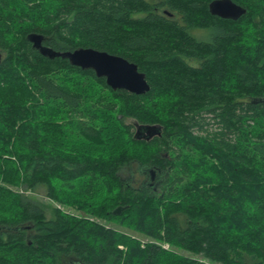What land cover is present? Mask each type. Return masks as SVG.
<instances>
[{"label":"trees","instance_id":"trees-1","mask_svg":"<svg viewBox=\"0 0 264 264\" xmlns=\"http://www.w3.org/2000/svg\"><path fill=\"white\" fill-rule=\"evenodd\" d=\"M211 1L0 0V264H264V0H232L237 18ZM31 33L122 56L150 88Z\"/></svg>","mask_w":264,"mask_h":264},{"label":"water","instance_id":"water-1","mask_svg":"<svg viewBox=\"0 0 264 264\" xmlns=\"http://www.w3.org/2000/svg\"><path fill=\"white\" fill-rule=\"evenodd\" d=\"M209 10L212 14L222 18H237L246 11L244 7L232 0H212L209 3ZM28 38L42 55L49 58L61 57L83 70L91 69L97 77H104L106 84L114 90L124 89L135 94H145L150 88L145 74L138 70L135 63L122 56L92 47L55 51L42 45L43 37L40 34L31 33ZM143 127L144 130H150L153 135L159 134L156 125H143ZM141 138L145 137L141 136ZM150 171L154 172V169L150 168Z\"/></svg>","mask_w":264,"mask_h":264},{"label":"rangeland","instance_id":"rangeland-1","mask_svg":"<svg viewBox=\"0 0 264 264\" xmlns=\"http://www.w3.org/2000/svg\"><path fill=\"white\" fill-rule=\"evenodd\" d=\"M193 34H198V32L196 31V30H193V31H191ZM126 122H128V123H134V129H135V135H137V136H144L146 139H149V138H151V137H153L154 135H153V133L149 130V131H147V130H144L143 128V125H140V124H136V122L134 121V120H132V119H127L126 120ZM149 134H152V135H149ZM133 169L131 170V171H133L131 174L133 175V178H135L136 179V182L134 183L133 182V184H134V186L136 187V186H138L139 185V183H141V180H142V178L141 177H139V175H138V173H136L135 172V169L134 168H136V165L134 166V167H132ZM122 177L123 178H125V179H128L131 175H129L126 171H124L122 174ZM27 196H29L30 198H32V199H36V200H38V201H40V202H43L44 204H45V206H46V209H47V211L49 212V209L51 208V207H53V206H58V207H61V208H63L64 210H66V211H69V212H76V211H74L73 209H71V208H67V207H64V206H61V205H59V204H57V203H55L54 201H52V200H49V199H47L45 196H44V192H43V190H41V189H38V190H36V191H25L24 192ZM115 228H117V229H119V230H122V231H125V232H127V233H129V234H131V235H133L134 237H138V238H140L142 241H146V240H148L147 238H145V237H143V236H140L139 234H136V233H134V232H131V231H129V230H126V229H124V228H122V227H118V226H115V225H113ZM162 246L163 247H168V245L167 244H162ZM174 249V248H173ZM174 250H176L177 252H180V253H185L184 251H182V250H180V249H178V248H175Z\"/></svg>","mask_w":264,"mask_h":264},{"label":"flooded vegetation","instance_id":"flooded-vegetation-1","mask_svg":"<svg viewBox=\"0 0 264 264\" xmlns=\"http://www.w3.org/2000/svg\"><path fill=\"white\" fill-rule=\"evenodd\" d=\"M157 172H158L157 169H155L154 172L150 171V169H149L148 170L149 175H146V176L145 175H142V176L139 175V177H141V178L143 177L142 180H141V183H146L148 185H153L155 183L156 179H157L156 178L157 177ZM132 181L135 183L136 179L133 178Z\"/></svg>","mask_w":264,"mask_h":264}]
</instances>
